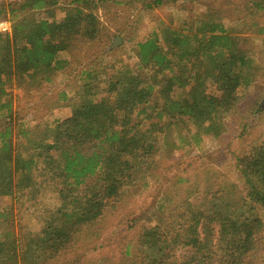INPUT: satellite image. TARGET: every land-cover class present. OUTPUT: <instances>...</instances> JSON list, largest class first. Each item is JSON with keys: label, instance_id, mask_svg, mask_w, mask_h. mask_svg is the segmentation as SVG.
I'll return each instance as SVG.
<instances>
[{"label": "trees", "instance_id": "obj_1", "mask_svg": "<svg viewBox=\"0 0 264 264\" xmlns=\"http://www.w3.org/2000/svg\"><path fill=\"white\" fill-rule=\"evenodd\" d=\"M6 1L0 2V18L11 23L10 33H0V199H32L52 185L59 207L38 235L18 226L12 206L0 207V264H54L127 186L147 180L160 145L198 148L204 137L224 133L239 91L255 82L257 60L245 49L249 39L232 34L216 14H200L181 28L149 33L136 44V63L83 67L74 77L71 116L31 128L18 117L9 87L53 84L56 73L80 61L77 48L101 43L98 10L122 1ZM143 2L149 10L166 3ZM258 7L264 11V2ZM40 12L48 18L37 19ZM237 168L243 197L230 184L204 192L199 202L188 198L162 224L143 227L122 264H253L264 229L255 211L264 208V143L240 157Z\"/></svg>", "mask_w": 264, "mask_h": 264}, {"label": "rangeland", "instance_id": "obj_2", "mask_svg": "<svg viewBox=\"0 0 264 264\" xmlns=\"http://www.w3.org/2000/svg\"><path fill=\"white\" fill-rule=\"evenodd\" d=\"M120 1L109 3L97 12L103 25L101 43L77 48L80 61L67 71L56 73L53 84L37 89L18 88L15 84L9 87L18 117L25 126L44 129L71 116L72 105L78 101L74 77L83 67L98 68L101 62L109 64L117 60L136 63V44L149 33L165 27L181 28L200 14H216L232 34L249 39L242 44L257 60L256 79L250 88L239 91L237 105L225 117L226 128L220 137L206 136L200 147L178 151L160 145L155 157L157 165L154 160L147 180L127 186L100 220L80 229L61 260L54 264H122L127 259L126 246H135L140 230L162 224L161 220H168L177 205L184 204L188 198L196 203L203 199L204 192L230 184L243 197L238 159L264 143V11L258 7L264 0H164V5L150 10L143 0ZM55 17L60 21L64 14L57 10ZM36 18L48 16L40 12ZM1 21L11 25L8 19L0 18ZM110 44L112 50L105 52ZM97 86L101 90L105 84ZM63 92L67 94L66 101L58 99ZM29 198L2 197L0 207L12 206L18 226L25 233L38 235L59 207L58 195L52 185H44L39 194ZM255 211L264 223V208L256 205ZM253 258V264H264V229L257 237Z\"/></svg>", "mask_w": 264, "mask_h": 264}, {"label": "built area", "instance_id": "obj_3", "mask_svg": "<svg viewBox=\"0 0 264 264\" xmlns=\"http://www.w3.org/2000/svg\"><path fill=\"white\" fill-rule=\"evenodd\" d=\"M10 32H11V25L8 22L1 21L0 22V33L7 34Z\"/></svg>", "mask_w": 264, "mask_h": 264}, {"label": "clouds", "instance_id": "obj_4", "mask_svg": "<svg viewBox=\"0 0 264 264\" xmlns=\"http://www.w3.org/2000/svg\"><path fill=\"white\" fill-rule=\"evenodd\" d=\"M37 230H39V229H37Z\"/></svg>", "mask_w": 264, "mask_h": 264}]
</instances>
